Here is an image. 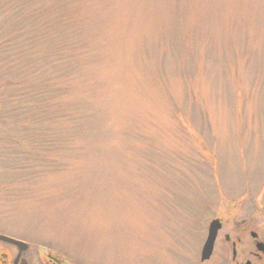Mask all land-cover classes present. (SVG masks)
I'll use <instances>...</instances> for the list:
<instances>
[{
	"label": "rangeland",
	"instance_id": "1",
	"mask_svg": "<svg viewBox=\"0 0 264 264\" xmlns=\"http://www.w3.org/2000/svg\"><path fill=\"white\" fill-rule=\"evenodd\" d=\"M0 222L80 264H194L264 203V0H0Z\"/></svg>",
	"mask_w": 264,
	"mask_h": 264
},
{
	"label": "flooded vegetation",
	"instance_id": "2",
	"mask_svg": "<svg viewBox=\"0 0 264 264\" xmlns=\"http://www.w3.org/2000/svg\"><path fill=\"white\" fill-rule=\"evenodd\" d=\"M0 112L1 108H0ZM1 141V138H0ZM207 222L194 264H264V203L231 201ZM217 230L208 258L201 251L212 220ZM0 264H80L62 251L32 241L0 222Z\"/></svg>",
	"mask_w": 264,
	"mask_h": 264
},
{
	"label": "water",
	"instance_id": "3",
	"mask_svg": "<svg viewBox=\"0 0 264 264\" xmlns=\"http://www.w3.org/2000/svg\"><path fill=\"white\" fill-rule=\"evenodd\" d=\"M209 254V253H208Z\"/></svg>",
	"mask_w": 264,
	"mask_h": 264
}]
</instances>
